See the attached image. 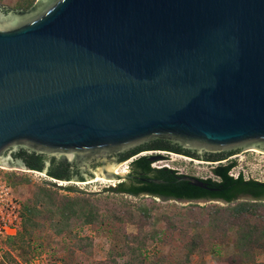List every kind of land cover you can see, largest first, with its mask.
I'll return each instance as SVG.
<instances>
[{
    "label": "water",
    "instance_id": "95a60500",
    "mask_svg": "<svg viewBox=\"0 0 264 264\" xmlns=\"http://www.w3.org/2000/svg\"><path fill=\"white\" fill-rule=\"evenodd\" d=\"M42 1L31 19L0 4L1 165L32 170L12 149L104 164L85 181L53 178L63 187L131 178L109 158L157 138L264 151V0Z\"/></svg>",
    "mask_w": 264,
    "mask_h": 264
},
{
    "label": "rangeland",
    "instance_id": "374dc122",
    "mask_svg": "<svg viewBox=\"0 0 264 264\" xmlns=\"http://www.w3.org/2000/svg\"><path fill=\"white\" fill-rule=\"evenodd\" d=\"M32 1L38 3L39 0H0V4L17 10L27 7ZM254 150L258 149H248L240 153L242 159L239 158L234 174L242 172L246 177L264 181V151ZM127 162L118 167L126 169L127 175H130L134 172L133 162ZM191 164V161L182 159V155L180 157L171 153L168 160L153 162V167L172 170L180 168L181 172L190 175L200 172L204 177L212 176L211 165L195 163L201 168L195 170ZM127 180L114 179L107 183L97 182V179L88 183L70 182L59 187L53 178L44 173L0 164V194L4 197L6 192L9 193V198L17 208L14 213L12 209L10 212L13 218L15 215L20 217L17 233L1 238L0 264L133 262L135 257L131 250L123 247L126 243L133 242L129 237L142 231L147 245L139 260H143L145 264H229L237 257L236 246L241 239L238 231H241L244 220L240 226H231L229 216L231 208L238 203L250 201L241 199L228 204L223 201L165 199L148 194L134 197L114 192L120 183H128ZM53 185L62 188L59 193L63 196L75 197L77 193L97 194L102 198L99 202L102 209L104 208L102 213L106 212L105 209L113 212L117 209L121 211L118 215L124 219L120 222L108 221L106 225H82L77 221L72 227L59 233L58 227L53 228L50 221L46 222L44 217H40L38 221L45 227L36 230L31 239L28 237L29 245L26 248L14 246L11 238L18 236L22 230L25 206L30 204L38 188H50ZM131 211L133 213L130 217L126 213ZM255 214L264 215V211H255L254 216ZM251 220L258 222L259 219L256 216ZM58 221L59 218L55 220ZM255 261L257 264H264V251L256 255Z\"/></svg>",
    "mask_w": 264,
    "mask_h": 264
},
{
    "label": "trees",
    "instance_id": "16d2710c",
    "mask_svg": "<svg viewBox=\"0 0 264 264\" xmlns=\"http://www.w3.org/2000/svg\"><path fill=\"white\" fill-rule=\"evenodd\" d=\"M48 3L45 1L40 3L32 1L27 7L17 10L23 14V19H31L41 14L48 7ZM150 144L163 147H179L168 139L157 138L142 146L121 153L123 154L121 161L130 159L140 151L146 149V146ZM237 151L238 150L224 153L231 155L237 153ZM31 152L32 151H30V153ZM23 153L24 156L26 155L29 157L27 160L31 162L28 168L39 172H43L46 169L43 162L48 156L36 152L28 154L29 150L27 151L25 149L22 150V154ZM19 155H21V153H19ZM149 158L150 157H142L135 161L132 164L134 170L132 174L135 176L133 180L128 179V183H120L114 192L134 197L146 193L159 198L189 201L214 198L223 199L229 204L235 203L241 193H252L257 197L264 195V184L255 181L246 182L244 177L237 179L229 175L234 165L225 168L221 167L215 170L216 175L221 178L219 181L201 179L209 184L208 187L218 189V191L210 192L208 189L194 186L189 181L181 180L184 176L179 175L175 170L169 168H154L153 162L150 161ZM79 172L80 167L77 164L64 163L55 158H53L52 166L47 169V173L51 178L68 181H85L86 178L83 177L75 178V175ZM152 179L162 180L163 183L149 182ZM61 190L62 188H58L54 185L50 188L40 187L37 189L30 204L24 208L21 232L18 236L11 238L14 246L26 248L29 245L28 237L31 239L34 237L36 230L45 227V225L38 221L40 217H44L46 222L50 221L53 228L56 229L58 227L59 230L57 231L59 233H63L77 221H80L82 225H106L108 221L115 220L120 222L124 219L122 216L118 215L121 214V211L117 209V213L108 209H105L106 212L102 213L104 208L102 209L103 206L99 203L102 198L97 194L89 195L77 193L75 197L63 196L59 193ZM104 206L109 207V205ZM261 210L262 212L264 211V204L262 202L252 201L241 202L231 208V214L229 216L230 225L240 226L242 220H244V225L241 226V231H238V235L241 238L236 246L237 257H235L238 260L236 261L235 258L231 260L229 264H257L255 261L256 255L264 251V215L255 214L254 216V212ZM132 213L131 211L126 214L131 217ZM256 216L259 220L258 222H253L251 219ZM57 218H59V221L55 222ZM144 235V231H142V233L138 235L129 237L132 238L133 242L124 243L125 247L123 248H127L129 251L131 250V253L135 257L133 262L129 261L124 264H145L143 260H139L147 245ZM128 241H130V239H128ZM194 246H196V244Z\"/></svg>",
    "mask_w": 264,
    "mask_h": 264
},
{
    "label": "flooded vegetation",
    "instance_id": "af4514ba",
    "mask_svg": "<svg viewBox=\"0 0 264 264\" xmlns=\"http://www.w3.org/2000/svg\"><path fill=\"white\" fill-rule=\"evenodd\" d=\"M263 145H264V143H262V144L260 143L256 146L258 148L264 150ZM22 150H24V149H20V150L12 149L8 152V155H11L16 162H21L25 167H29L31 165V162L29 160H27V159H29V157L26 155L24 156V153L22 154ZM241 152H242L241 150H238L237 153L228 155L227 153L219 154V153L201 152L198 150H187L184 148H180V146L179 147H174V146H164L163 147V146H156L154 144H150L149 146H146V149L140 151L139 153H137L136 155H134L133 157H131L130 159H128L126 161H121V159L123 158V154H121V153L116 154L114 156H111L109 159L112 162H116L117 164H119L118 166H121L120 164H123L127 161H131L134 163L135 161H137L138 159H140L142 157H161L162 158L161 160H168L169 155L171 153H175L178 155L186 156V157L192 158L194 160H200L203 162H212V163L218 162L219 163L218 165L210 166V168H212V176L208 179H212L213 181H219L221 178L216 175L215 170L218 168H221V167L225 168V167H229L230 165H234L229 172V175H231L233 170H235L238 167L239 158L242 156L235 157V158H233V157L236 155H240ZM19 153H21V155H19ZM31 153L29 151L28 154H31ZM226 155H228V156H226ZM52 162H53V158L46 157V159L43 162V165L45 166L46 169H49L52 166ZM191 165L194 168L197 166L194 162ZM103 166H104V164L100 162V163H93L91 165V167H92L91 169L93 171L90 169L83 170L82 168H80V172L77 175H75V178H77V177L87 178L88 176H92L93 175L92 173L94 172V168L99 169V167L102 168ZM179 175H181V176H194V175H190L189 173H181V174L179 173ZM130 177L131 178H129V179L133 180V178L135 176L133 174H130ZM241 177H244L246 182L255 181V182L264 184V181L255 179L254 177H246L242 172H239L238 178H241ZM209 188L213 189V190L208 189V190H210V192L218 191V189H216L214 187H209ZM241 199H244L247 201H252V202H264V195L257 197L252 193H241V194H239L237 201L241 200ZM199 200L223 201V202L228 203L227 201H225L223 199H214V198L199 199Z\"/></svg>",
    "mask_w": 264,
    "mask_h": 264
},
{
    "label": "built area",
    "instance_id": "2783aa9c",
    "mask_svg": "<svg viewBox=\"0 0 264 264\" xmlns=\"http://www.w3.org/2000/svg\"><path fill=\"white\" fill-rule=\"evenodd\" d=\"M242 156L241 154L240 155H236L234 156L233 158L235 157H240ZM181 157V155H180ZM186 157V156H184ZM189 158V157H187ZM182 158L184 159L185 161L189 160L191 161L192 163H199V164H210L211 166L212 165H218L219 163L216 162V163H212V162H203V161H200V160H194L192 158ZM240 159H242V157H240ZM128 163V162H127ZM195 170H200V166H196L194 168ZM175 171H177L178 173H184V172H181V169L180 168H177V169H174ZM234 171L231 173V176L235 177V178H238V174L239 172L237 173V175L234 174ZM212 173V172H211ZM194 176L200 178V179H208L210 178L211 176L209 177H204V175L200 172H198L197 174H193ZM5 196L3 197V195L0 194V241H1V238H5L6 236H10V235H14L17 233L18 231V228H19V224H20V217L19 215H15L14 218H13V214L10 212V210L12 209L13 213L15 212L14 210L17 209L16 206L14 205V202L12 199L9 198V193L6 192L4 194ZM1 197H2V200H1ZM6 212H9L8 214H6ZM1 243V242H0Z\"/></svg>",
    "mask_w": 264,
    "mask_h": 264
},
{
    "label": "bare ground",
    "instance_id": "6f19581e",
    "mask_svg": "<svg viewBox=\"0 0 264 264\" xmlns=\"http://www.w3.org/2000/svg\"><path fill=\"white\" fill-rule=\"evenodd\" d=\"M254 151H257V152H261L260 150L258 151V150H254ZM182 158H187V157H184V156H182ZM187 159H189V158H187ZM5 166V165H4ZM5 167H7V166H5ZM123 167V166H122ZM112 172H115V173H117V174H120L121 176H126L127 175V171H126V169H122L121 167H116ZM113 178L112 177H109V176H106V177H102V178H99V181H97V182H101V181H103V182H107V183H110V182H113ZM61 185H64V186H66L68 183H66V182H61L60 183Z\"/></svg>",
    "mask_w": 264,
    "mask_h": 264
}]
</instances>
